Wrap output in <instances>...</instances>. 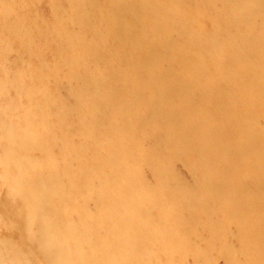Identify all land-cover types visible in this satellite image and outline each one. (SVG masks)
<instances>
[{
	"label": "rangeland",
	"instance_id": "1",
	"mask_svg": "<svg viewBox=\"0 0 264 264\" xmlns=\"http://www.w3.org/2000/svg\"><path fill=\"white\" fill-rule=\"evenodd\" d=\"M113 1L121 4L122 12H115ZM142 1L161 9L162 18L152 23L142 15L146 7L137 6ZM106 19L113 24L123 21L130 32L121 35L126 44L149 45L145 52L154 65L144 70L141 82L146 87L142 84L140 89L124 74L128 65L118 62L115 70L124 76L114 80L113 103L105 106L101 90L85 84L82 73L89 67L93 80L97 73L106 76L113 71L109 63L115 57L109 52L118 46L109 36L98 40L108 30ZM159 23L166 32H159ZM59 35L69 38L76 49L81 43L89 46L97 56L69 53L68 42ZM160 76L166 83L177 81L176 99L156 98L158 89L148 82L156 79L157 87L165 88ZM42 93L51 102L42 104ZM169 103L175 108L181 105L188 116L167 129L163 121ZM43 108L48 111H40ZM122 115L132 125L119 131L121 144L132 138L135 147L126 144L130 154L109 168L107 163L102 165L107 153L92 144L110 142L109 131L126 124L119 119ZM95 123L103 131L102 139L95 130L83 131L82 124L91 129ZM27 129L40 140L38 136L35 144L33 139L23 140ZM224 130H231L240 141L256 136L261 147L255 143L245 155L256 156V162L260 159L264 152V0H0V264H12L11 259L16 264H48L39 259L44 231L53 234V226L64 219L69 226L61 232L65 238L73 229L91 228V219L98 216L104 228L112 222L116 225L120 218V233H137L132 251L126 247V255L108 256L107 260L123 257L117 264H264L260 251L264 229L258 235L264 216L244 214L241 221L234 216L242 211V201L264 200V176L251 179L234 166L212 170L207 163L223 154L204 157L200 153L213 150L211 135ZM63 143L75 149L63 151ZM38 147L52 154L51 168ZM81 147L85 150L78 151ZM49 174L59 185L55 193L60 187L63 194L87 195L93 185L112 188L115 210L97 211L92 194L91 200L75 199L76 212L69 211L68 216H62L64 199L54 197L46 203L58 207L56 218L47 205L46 213L40 211L43 207L28 212L32 202L25 201L19 183L36 195L32 180L47 179ZM230 176L233 184L218 183ZM254 183L261 187L255 188ZM246 225L252 227L250 231ZM253 238L261 248L258 244L254 248ZM94 240L81 238V250L101 254L98 245L90 247ZM42 249L51 253L49 247ZM72 264L116 263L93 258Z\"/></svg>",
	"mask_w": 264,
	"mask_h": 264
},
{
	"label": "bare ground",
	"instance_id": "2",
	"mask_svg": "<svg viewBox=\"0 0 264 264\" xmlns=\"http://www.w3.org/2000/svg\"><path fill=\"white\" fill-rule=\"evenodd\" d=\"M115 4H118L116 2H112V7L114 10H117L115 12H122V7L121 4L115 6ZM114 5V6H113ZM138 8L139 7H146L145 10H141V14L142 15H146L151 22L153 23L155 20H157L158 18H162V14L163 11L161 9L155 8L156 6H149L145 1L142 2H138L137 3ZM154 7V8H153ZM121 9V10H120ZM144 9V8H143ZM119 10V11H118ZM83 19V16L81 17ZM80 18V19H81ZM160 18V19H161ZM111 19H106L105 21H107L106 25L108 26V30L106 29V32L104 33L105 35L100 36L98 38V40H104V36L105 37H110V39L115 42L118 46V48L115 51L109 52L112 55H114L115 57V61L109 63V68H111L113 71L111 74L109 75H100L97 73L96 78L95 79H91L90 78V68H84V71L82 73V78L85 84H89L91 85L93 88L99 89L101 90L100 92V98L103 101V103H105V106L109 103L112 104L113 101V94L115 93V91L113 90V82L116 78L120 77V76H124V74H126V76L129 79L134 80L135 82H137L139 88H142V84H143V89H145L146 84L141 82V76L144 72V70H150L153 68V61L150 60V58L148 57L147 53L145 52V49H149V45L147 46L145 43H143L142 47H136L134 48L131 44H126V42L122 40V36L123 34L127 33L126 31V26L123 25V21L120 20L119 23L117 21H115V24H113L112 22H110ZM83 23H85V21H83ZM122 25V26H121ZM145 27V24H141ZM141 32L143 31L142 28ZM158 30H160L159 32H166V28L162 25V23H159ZM128 35L130 34V32L127 33ZM127 35V36H128ZM60 40H62L64 42H68L65 43V45H67L69 48V53H73V52H77V54L79 55H86L87 57H95L96 52L95 53H91L89 50V46H83V44L81 43L77 49L74 48L73 46L70 45L69 43V38L64 37L63 35H59L58 36ZM162 48V47H161ZM152 50V49H151ZM156 53V52H155ZM76 57V56H75ZM153 58H154V54H153ZM76 59V58H75ZM119 63H123L125 66L128 65L129 67V72L126 71V73L123 74V72L121 73L120 70H115V66L116 64ZM81 77V76H80ZM41 78V77H40ZM70 79L71 76H70ZM75 79V78H74ZM79 79V78H77ZM159 82L160 84H165L166 81L165 79L160 76L159 78ZM76 80V79H75ZM78 82H82L77 80ZM173 82V83H172ZM172 82H167L165 85L166 87L163 88L162 86L157 87V80L156 79H152L151 81L148 82V84L154 88H157V96L156 98L159 99V101H168V100H174L176 99L180 94L175 93V83H177V81H172ZM31 98V97H30ZM41 99L43 100L42 104H45L46 102H51V99L49 97L46 96L45 93H42L41 95ZM112 102V103H110ZM169 105H171L169 107V111L167 113L166 119L163 121L165 123V128L170 129L171 125L173 124V122L177 119V120H182L183 118L187 117L188 114L185 113V109L181 108V105L177 106L176 108L174 107L173 103H169ZM189 106V104L187 105ZM45 109V110H44ZM190 109V106L189 108ZM40 111L46 112L48 111V108H43L40 109ZM50 111V110H49ZM51 112V111H50ZM61 112V111H59ZM42 114V113H41ZM64 114V113H63ZM91 114V113H90ZM113 116V114H112ZM119 119H123L126 120V124L123 126H119L117 127V130H113L111 129L109 131V133H111V141L108 143H101L100 140L94 142L92 145L95 147H98L99 149H103L104 152L107 153L106 157H105V161H102V165L107 163V166H109V168H112V166H114V163L122 156V157H127L128 154H130L129 150L126 149L127 145L131 148L134 143H133V139L132 138H125V142L126 144H121V141L119 139V131H122V129L124 127H128L130 128V126L132 125L131 120L129 119V117L122 115ZM25 120H23L24 122ZM83 121V120H82ZM79 123V121H78ZM96 126H93L91 129L85 127L82 124V128L84 132H88V133H93L92 130H95L94 133L98 134L99 137H101L102 139V129L99 128V126L97 125V123H95ZM89 125V124H88ZM85 128V129H84ZM234 131L237 133V136L239 135L238 133L240 132V128L236 127L234 129ZM5 133L9 134L8 131H6ZM179 136L186 137V135H183V131H179L177 133ZM25 136L27 138H25ZM38 135L35 133L34 130H30L27 129L26 131H23L22 133V137L23 140H27V139H33L32 143L35 144L36 141H34V138H36ZM235 135H233L231 133V130H224L222 132L221 135L216 134V135H211V139L214 141V146H212L213 150H208L207 152H200L201 154L204 155V157H209L210 155H215V154H223V157L218 156V158L215 159H211V162H208L207 164L211 166V169L213 170L214 168H221V169H226V167L228 166H234L235 170H240L242 171L246 176H248L249 178L253 179L255 177H260V176H264V170L262 165H264V152L263 154L260 156V159L256 160V156H251L252 158H250V155H245V152L247 151V148L255 143L258 144V140H256V136H252V137H248L243 141L240 140H236L235 139ZM39 139V136H38ZM40 140V139H39ZM63 142V141H62ZM64 144V143H63ZM22 142H21V147H22ZM259 145V144H258ZM92 146V147H93ZM260 146V145H259ZM135 147V145L133 146ZM132 147V148H133ZM261 147V146H260ZM38 152L40 151V154H42L43 156H45V158L43 160H45V164L46 166H49V168H51V162H53V156L52 154L47 150V152L43 149H41L40 147H38ZM94 148V147H93ZM263 148V147H262ZM22 149V148H21ZM63 151H73L75 148H69V145H67L66 143L64 145H62L61 148ZM85 150L82 147L77 149L78 151L80 150ZM25 151V150H24ZM70 152V153H71ZM75 154V153H74ZM122 157L120 159H122ZM79 159V158H78ZM65 162V161H64ZM31 165H36V163L31 162ZM90 163H88L89 165ZM87 165V166H88ZM92 166H89L87 169L90 170L94 165L91 164ZM100 167L101 164L99 165ZM233 168V167H232ZM251 168H253V170H251ZM95 169V168H93ZM92 169V170H93ZM55 174V172H54ZM93 174H95V170H93ZM233 176V175H232ZM232 176L229 177V179H224V180H220L218 181V183L223 184V185H229V184H233L232 181ZM213 176H210V181L213 183ZM33 185L36 187V189L38 190V194H31V189L28 187L25 188V184H23L22 182L19 183V188L21 189V194L25 195V201H31L32 204L31 206L29 205V209L28 212H33V210L35 211H39V209L44 210H40L42 212H47L49 211L45 205H47V201L54 197L58 200H60V198L64 199V202L61 203V206L63 207L62 210V216H68L69 215V211L70 212H76L75 209H73V204H75V199H89L91 200V195L94 194V205L97 204V211L100 210L101 213H104L105 211H103L104 209H108V213L113 212L115 209H113L114 207V201L116 200V196L114 194V191L112 188H104V187H100L98 186H91V188H88L87 192H89V194L87 195L85 192L82 193H72V194H68L67 192H65V194L62 193L63 188H58L56 190L55 193V189L54 187L58 186V183L56 182L57 179L55 178V176H51L50 174L48 175L47 179H42L38 176H36L33 180ZM206 183H208L209 181L206 180ZM255 188H259L261 186H256L257 184L254 183ZM264 188V185L262 186ZM60 189V192L58 193V190ZM45 192V193H44ZM62 193V194H61ZM79 196H78V195ZM72 195V196H71ZM56 196V197H55ZM61 196V197H60ZM89 196V197H88ZM97 201H96V199ZM117 200L119 201V192L117 194ZM224 201H226V199H224ZM46 203V204H44ZM107 203V204H105ZM240 208L242 209L241 212L235 213L234 216L238 221H241L244 217V214L248 215V216H253L254 214H259L261 217L264 216V200H259V199H254L253 201H242V203L239 204ZM49 209H54L52 212H55L56 215H54L53 217H57L59 214L57 210L58 207L53 205H47ZM244 212V213H243ZM83 214H87V212H85L84 210L82 211ZM93 220V222H91V228L81 231L78 229H73L71 230L72 232L69 234L68 237H63L61 236V232L69 229V226L64 225V219L62 221H59L57 223V227L53 226V234L49 233V235L47 234V232L44 231L43 234V238L41 239V249L39 252V259H43L47 262H49L48 264H72V262L74 260H81V261H86V260H91L93 258H96V260L98 259L99 261H107V263L109 262H114L117 264V262H119L123 257H118V258H111L109 260L108 256L113 255L115 252H118L119 254H123L126 255L127 251H124V249L127 247L130 251L133 250V243L136 238H137V233L136 232H129L128 230L124 233H120L121 231V227H119V225L122 223L120 218H117L115 220L116 225H114L115 223H110L108 227L104 228V223H103V219L101 217H96V219H91ZM109 220L111 221V218H109ZM246 228L248 229L247 231L251 230V226L246 225ZM63 229V230H62ZM261 229H264V226L260 228V232L261 233ZM59 232V233H58ZM87 238L89 240L95 238L94 243L90 245V247H95L96 245H98L100 247V251L101 254H98L99 252H94L91 251L90 253H85L81 250V238ZM98 240V241H97ZM253 244H254V248L257 246L261 248L259 241L257 239L253 238ZM97 241V243H96ZM49 243V244H48ZM70 243V246H67V244ZM49 247L51 249V253L49 251L46 252H42L43 251V247ZM262 252H264V250H260ZM258 254V252H256ZM49 259V260H48ZM8 260L10 263L12 264H16L14 262V260L12 261Z\"/></svg>",
	"mask_w": 264,
	"mask_h": 264
}]
</instances>
